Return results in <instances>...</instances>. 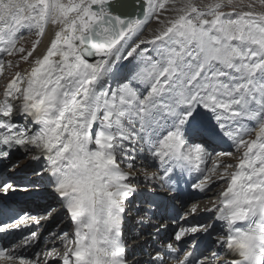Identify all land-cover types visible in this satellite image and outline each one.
<instances>
[{"label": "snow or ice", "instance_id": "1", "mask_svg": "<svg viewBox=\"0 0 264 264\" xmlns=\"http://www.w3.org/2000/svg\"><path fill=\"white\" fill-rule=\"evenodd\" d=\"M21 63L0 91V264H264V0H0V75ZM40 181L71 228L43 247L31 224L54 210L7 203Z\"/></svg>", "mask_w": 264, "mask_h": 264}, {"label": "bare ground", "instance_id": "2", "mask_svg": "<svg viewBox=\"0 0 264 264\" xmlns=\"http://www.w3.org/2000/svg\"><path fill=\"white\" fill-rule=\"evenodd\" d=\"M156 26L157 25H156L155 21L150 22L148 24L147 28L145 29L144 35L147 36L152 29L156 28ZM47 43H48V38L46 35L44 38L43 44H47ZM43 50H44V48L42 45L40 48V51H43ZM27 67H28V65L25 64L23 66V69L27 68ZM3 87H4V85H3ZM3 87L0 88L1 89L0 91L3 90ZM31 167H37V165L32 164ZM30 170L31 169H28V170H25L23 172H19V173L14 174L17 182L28 183L29 180L35 181L36 177L33 175L30 178H27V174ZM140 176L142 179L143 175L141 173H140ZM39 183H41V184L38 185L40 187V189H38V190L32 189V191L29 193H24V192L10 193L8 198H10V197L13 198L14 194H20V195H22V199H23L25 197V195L35 193V195L30 198V202L26 203L22 207V209H24L25 211L31 212L32 214H35V213L38 215H41V213L44 214V210L49 207V204H52V206L55 207L53 215L46 220H41V223H40V224H42V226H41L40 230L38 231V235L41 237V239L43 238V241L45 242L48 239L50 232L58 231L60 228L64 229L65 227H68L69 231H71V228L69 227L67 217L60 210V205H58V206L54 205L56 202L58 203V201H57V198L52 193L51 188L48 186L47 182L46 181H40ZM214 192H216L215 188H214L213 192H210L208 194H213ZM190 203L192 204V202H190ZM206 206H209L208 203L206 205H204L203 208H201L200 210L202 211ZM177 208L180 210V207L177 206ZM62 218H64V219H62ZM136 224H138L137 223V217L131 216V220L128 223V225L126 226V232L129 231V229L131 227L135 226ZM138 229H139V232H141V231L144 232V235L140 237L141 243H143L144 241H147V243L144 244V246H147V244L150 242H152V243L154 242L156 237L154 235L153 236L148 235L149 233H153L154 229H151V230H153L151 232H149L148 230H143L141 228H138ZM138 233L135 232V235ZM125 235L129 239V243H133V241L131 240V237H133L134 235H132V236L127 235V234H125ZM41 246L43 247V243H41ZM138 250H140V249H138ZM143 258L146 259L147 258L146 255Z\"/></svg>", "mask_w": 264, "mask_h": 264}, {"label": "rangeland", "instance_id": "3", "mask_svg": "<svg viewBox=\"0 0 264 264\" xmlns=\"http://www.w3.org/2000/svg\"><path fill=\"white\" fill-rule=\"evenodd\" d=\"M198 2H199L202 6H204V5H207V4L212 3V0H198ZM33 39H35L34 36H32V35H25L24 40H23V43L25 44V46H30V43H31V41H32ZM24 65H25V63H21V68H20V69H12L11 72H5L3 75H0V88L3 87V85H4V83H5V78H6L7 76L11 75L12 72L22 70ZM0 90H1V89H0ZM141 174H142V173H141ZM32 175H33V174H32V172H31V170H30V171L28 172V174H27V178H30ZM40 184H41V183H38V185H40ZM38 185H37V186H38ZM38 189H40L39 186H38L37 188H34V190H38ZM215 189H216V192L219 191L218 188H215ZM214 202H216V196H215L214 194H208L207 196H203V198H201L200 200L195 201V202H192V203H198L199 206H200V209H201V208H203V206L206 205L207 203H208V205H209L208 207H210ZM56 204H58V203L56 202ZM190 206H191V203H189L188 207H190ZM48 208H51V209H53V210L55 209V207H53L52 204H49V207H48ZM46 209H47V208H46ZM183 210H186V211H187L188 208L186 207V208H184ZM183 210H182V211H183ZM183 212H185V211H183ZM183 212H182L181 214H183ZM41 214H43V213H41ZM62 219H64V218H62ZM64 230H68V231H69L68 227H65ZM144 249H145V248H144Z\"/></svg>", "mask_w": 264, "mask_h": 264}]
</instances>
